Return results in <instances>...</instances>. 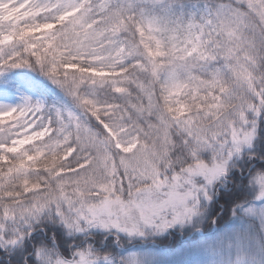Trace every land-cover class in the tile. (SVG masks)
I'll use <instances>...</instances> for the list:
<instances>
[{
  "label": "snow or ice",
  "instance_id": "snow-or-ice-1",
  "mask_svg": "<svg viewBox=\"0 0 264 264\" xmlns=\"http://www.w3.org/2000/svg\"><path fill=\"white\" fill-rule=\"evenodd\" d=\"M0 264H264V0H0Z\"/></svg>",
  "mask_w": 264,
  "mask_h": 264
},
{
  "label": "rangeland",
  "instance_id": "rangeland-1",
  "mask_svg": "<svg viewBox=\"0 0 264 264\" xmlns=\"http://www.w3.org/2000/svg\"><path fill=\"white\" fill-rule=\"evenodd\" d=\"M201 227H202V229H203V231H204L205 234H208L211 231V227L208 224L202 225ZM176 234L178 235V241H179V243L180 242H185L186 243V241H190V242L188 244H183L181 246H179V243L176 246H172L173 243H171L169 245H165V246L163 245V247H166V248H168V249H170V250L173 251V250H177V249L181 248L182 246L183 247H188L189 245L195 243L196 241H199L201 239H204V237H202V236H200V235H198L196 233H193L191 235H181L179 233H176ZM173 239H174V237H173Z\"/></svg>",
  "mask_w": 264,
  "mask_h": 264
},
{
  "label": "trees",
  "instance_id": "trees-1",
  "mask_svg": "<svg viewBox=\"0 0 264 264\" xmlns=\"http://www.w3.org/2000/svg\"><path fill=\"white\" fill-rule=\"evenodd\" d=\"M221 203H224V201H221ZM227 207V206H226ZM229 216H230V213L229 212H226L225 213V215H224V217H223V220H227L228 218H229ZM173 237H174V239H173ZM158 243L157 244H159V245H161V246H165V245H169V244H171V243H173V245L172 246H176V245H178V243H179V241H178V235L175 233V234H173V236L171 237V236H169V237H167L166 239H163V240H158L157 241ZM190 241H186V243L185 242H180L179 243V246H181V245H183V244H188ZM173 251H176V250H173Z\"/></svg>",
  "mask_w": 264,
  "mask_h": 264
}]
</instances>
